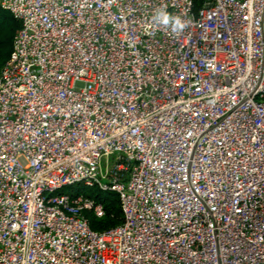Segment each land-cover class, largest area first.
Listing matches in <instances>:
<instances>
[{"label":"built area","instance_id":"1","mask_svg":"<svg viewBox=\"0 0 264 264\" xmlns=\"http://www.w3.org/2000/svg\"><path fill=\"white\" fill-rule=\"evenodd\" d=\"M166 6L179 36L152 23ZM0 264H264V0H0ZM113 160L103 172V158ZM103 180H106L104 182ZM82 185L115 192L121 226Z\"/></svg>","mask_w":264,"mask_h":264},{"label":"trees","instance_id":"2","mask_svg":"<svg viewBox=\"0 0 264 264\" xmlns=\"http://www.w3.org/2000/svg\"><path fill=\"white\" fill-rule=\"evenodd\" d=\"M210 2L211 0H194V7L196 10H199L207 6ZM19 28L20 22L9 11L0 7V71L10 58L13 38ZM62 193L71 196L83 194L95 202L102 204L104 208V216L102 218H97L89 211L84 213L92 231L104 233L122 225L123 214L119 197L115 192L102 191L97 187L89 188L76 185L64 188Z\"/></svg>","mask_w":264,"mask_h":264},{"label":"clouds","instance_id":"3","mask_svg":"<svg viewBox=\"0 0 264 264\" xmlns=\"http://www.w3.org/2000/svg\"><path fill=\"white\" fill-rule=\"evenodd\" d=\"M151 20L153 24L162 27L175 36L182 34L192 23L190 19H184L179 15L170 14L166 10V6L156 9Z\"/></svg>","mask_w":264,"mask_h":264},{"label":"rangeland","instance_id":"4","mask_svg":"<svg viewBox=\"0 0 264 264\" xmlns=\"http://www.w3.org/2000/svg\"><path fill=\"white\" fill-rule=\"evenodd\" d=\"M113 160V156H105L103 158V172H106V166L111 163ZM104 182H106V180H103Z\"/></svg>","mask_w":264,"mask_h":264}]
</instances>
